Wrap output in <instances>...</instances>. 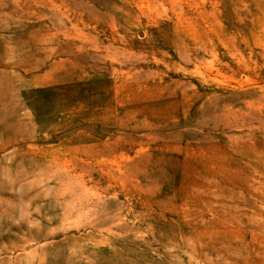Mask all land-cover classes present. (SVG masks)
<instances>
[{
    "label": "rangeland",
    "instance_id": "374dc122",
    "mask_svg": "<svg viewBox=\"0 0 264 264\" xmlns=\"http://www.w3.org/2000/svg\"><path fill=\"white\" fill-rule=\"evenodd\" d=\"M0 264H264V0H0Z\"/></svg>",
    "mask_w": 264,
    "mask_h": 264
}]
</instances>
